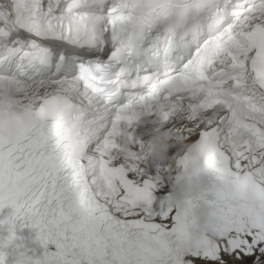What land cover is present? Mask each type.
I'll list each match as a JSON object with an SVG mask.
<instances>
[{
    "label": "snow or ice",
    "instance_id": "obj_1",
    "mask_svg": "<svg viewBox=\"0 0 264 264\" xmlns=\"http://www.w3.org/2000/svg\"><path fill=\"white\" fill-rule=\"evenodd\" d=\"M0 264H264V0H0Z\"/></svg>",
    "mask_w": 264,
    "mask_h": 264
},
{
    "label": "clouds",
    "instance_id": "obj_2",
    "mask_svg": "<svg viewBox=\"0 0 264 264\" xmlns=\"http://www.w3.org/2000/svg\"><path fill=\"white\" fill-rule=\"evenodd\" d=\"M243 135L242 130L236 129L233 133L235 139H239ZM163 137V133H158L156 143L153 150L150 153L153 159H169V157L163 151L165 146L170 145L166 140L160 139ZM178 179L171 186V193L174 201L183 203L189 196H199L205 193L210 187H212L216 180L213 176L204 172H193L181 169L177 173ZM195 216V222L191 227V234L196 237L205 228L208 221V205L205 202H201L193 209Z\"/></svg>",
    "mask_w": 264,
    "mask_h": 264
}]
</instances>
